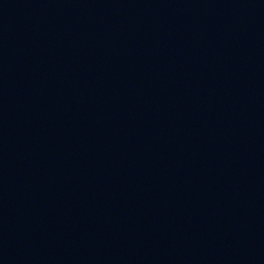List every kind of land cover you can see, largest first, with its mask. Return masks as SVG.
<instances>
[{
    "label": "water",
    "instance_id": "obj_1",
    "mask_svg": "<svg viewBox=\"0 0 264 264\" xmlns=\"http://www.w3.org/2000/svg\"><path fill=\"white\" fill-rule=\"evenodd\" d=\"M0 264H264V0H0Z\"/></svg>",
    "mask_w": 264,
    "mask_h": 264
}]
</instances>
